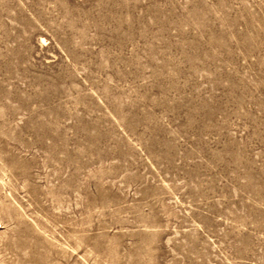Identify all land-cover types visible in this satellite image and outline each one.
I'll list each match as a JSON object with an SVG mask.
<instances>
[{
	"label": "rangeland",
	"instance_id": "obj_1",
	"mask_svg": "<svg viewBox=\"0 0 264 264\" xmlns=\"http://www.w3.org/2000/svg\"><path fill=\"white\" fill-rule=\"evenodd\" d=\"M0 264H264V0H0Z\"/></svg>",
	"mask_w": 264,
	"mask_h": 264
}]
</instances>
